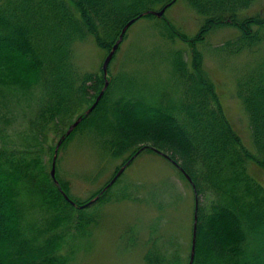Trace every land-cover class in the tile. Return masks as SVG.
<instances>
[{
	"label": "trees",
	"instance_id": "16d2710c",
	"mask_svg": "<svg viewBox=\"0 0 264 264\" xmlns=\"http://www.w3.org/2000/svg\"><path fill=\"white\" fill-rule=\"evenodd\" d=\"M176 1L0 0L2 142L22 116L19 110L26 118L19 132L22 146L0 145V264H71L63 253L68 238L84 235L98 220L90 207L109 200V191L81 208L85 202L73 197L66 183L56 184L40 143L50 129L72 122L84 105L91 106L105 85L103 74L77 66L75 45L93 37L109 52L131 19L145 17L163 18L161 35L188 42L191 59L182 49L169 55L171 83L158 95L142 94L134 77L113 76L93 111L80 113L81 123L62 146L87 130L114 157L128 160L144 146L165 154L171 150L168 155L182 169L176 167L204 196L198 202L193 264H264V183L248 166L255 159L264 167V59L237 80L254 152L218 102L216 83L196 45L213 31L234 26L239 34L219 50L239 54L257 49L264 41V14H243L255 0H188L203 19L193 39L165 15L140 17ZM193 235L194 225L184 247L180 240L155 237L153 230L145 264H189ZM131 239L134 246L133 234Z\"/></svg>",
	"mask_w": 264,
	"mask_h": 264
},
{
	"label": "rangeland",
	"instance_id": "374dc122",
	"mask_svg": "<svg viewBox=\"0 0 264 264\" xmlns=\"http://www.w3.org/2000/svg\"><path fill=\"white\" fill-rule=\"evenodd\" d=\"M255 13L264 14V0H255L243 11L247 16ZM164 15L189 39L197 37L203 19L188 0H177ZM162 20L145 17L130 26L109 65L106 77L109 83L113 76L117 78L123 74L134 77L144 95H158L168 90L171 67L167 58L182 49L184 57L190 60L192 47L188 42L163 37L159 29ZM238 34L234 26L221 27L196 45L203 52L205 70L216 83L218 102L244 144L256 152L249 115L237 92V80L244 70L264 59V41L257 49L239 54L219 50L225 41ZM109 52L98 46L93 37H88L75 45V61L82 70L99 72L104 77L103 64ZM106 79L104 77L105 84ZM88 107L90 105H84L80 113ZM18 113L22 116L11 127L7 142H2L0 137V145L22 146L19 132L25 128L26 118L22 111ZM80 113L72 122L58 124L42 136L40 148L46 149L42 158L50 171L60 138ZM88 133L87 130L79 131L61 146L55 163L56 179L66 183L68 192L85 203L108 191L109 200L103 205H91L89 212L98 213V220L90 225L87 233L68 238L63 253L69 256L71 264H145L144 256L154 236L174 238L188 247L196 207V193L189 179L171 160L156 151L144 150L101 194L127 157L110 155L97 138ZM171 152L167 150L166 154ZM248 166L250 172L264 183V167L255 159H250ZM197 197L198 202L203 203L204 196ZM153 230L154 236H150ZM132 234L134 246L129 244Z\"/></svg>",
	"mask_w": 264,
	"mask_h": 264
},
{
	"label": "water",
	"instance_id": "95a60500",
	"mask_svg": "<svg viewBox=\"0 0 264 264\" xmlns=\"http://www.w3.org/2000/svg\"><path fill=\"white\" fill-rule=\"evenodd\" d=\"M168 5L165 6L163 9L157 11V10H149L143 14L140 15L143 16V15H146V14H154L158 17H162L167 9ZM136 21V18L134 19H131L126 25L125 27L123 28L122 30V33L119 37V39L117 40V42L115 43V45L112 47L111 51L108 53L105 61H104V64H103V71H104V76H105V79L107 77V74H108V69H109V65L116 53V51L118 50V47L119 45L121 44V42L123 41V38H124V35L126 33V31L129 29V27ZM109 84V81L106 79V84L103 88V90L101 91V93L98 95L96 101L93 103V105L91 107H89L86 111H85V114H89L93 111V109L97 106L98 102L100 101L101 97L103 96L104 92H105V89L107 88ZM83 119V116H79L68 128L67 132L65 135L62 136V138L59 140L57 146H56V150H55V157H54V162H53V168H52V171H51V175L52 177L55 179V182L57 183V185H59V181L56 179V169H55V163H56V158H57V155H58V151H59V148L60 146L62 145L63 141L66 139L67 136H69L75 129L76 127L81 123ZM144 149H146V147H143L141 148L135 155H133L120 169L119 171L117 172V174L115 175V177L109 182V184L105 187V189L101 192V194L107 189L109 188L115 181L116 179L124 172V170L126 169L127 166H129L131 164V162L134 160V158L141 152L143 151ZM156 151L158 153H160L161 155L167 157L168 159H170L173 163H175L180 169L181 166L176 162L174 161L169 155L165 154L164 152L162 151H159L156 149ZM187 178L189 179V181L192 183L194 189H195V192H196V195H197V190H196V185L193 183V180L191 179V177L187 176ZM65 197L67 199H69L73 204H76L73 200H71L69 198V196L63 192ZM99 199V195L96 196L95 198H93L92 200H90L89 202L83 204V205H80L81 207H88L90 205H92L96 200ZM198 208H199V203H198V200H197V203H196V209H195V221H194V235H193V240H192V251H191V257H190V262L189 264H193L194 263V259H195V254H196V242H197V226H198Z\"/></svg>",
	"mask_w": 264,
	"mask_h": 264
}]
</instances>
